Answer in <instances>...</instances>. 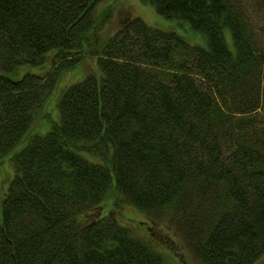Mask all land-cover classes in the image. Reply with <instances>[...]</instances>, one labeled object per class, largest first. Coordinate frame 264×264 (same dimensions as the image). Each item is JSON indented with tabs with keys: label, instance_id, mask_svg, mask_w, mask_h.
Returning <instances> with one entry per match:
<instances>
[{
	"label": "trees",
	"instance_id": "16d2710c",
	"mask_svg": "<svg viewBox=\"0 0 264 264\" xmlns=\"http://www.w3.org/2000/svg\"><path fill=\"white\" fill-rule=\"evenodd\" d=\"M106 2L0 0V264H165L125 207L201 264H264V0H141L199 41L139 16L104 38Z\"/></svg>",
	"mask_w": 264,
	"mask_h": 264
},
{
	"label": "rangeland",
	"instance_id": "374dc122",
	"mask_svg": "<svg viewBox=\"0 0 264 264\" xmlns=\"http://www.w3.org/2000/svg\"><path fill=\"white\" fill-rule=\"evenodd\" d=\"M110 2H106L107 4H111L113 7V12L110 20L101 26L98 30L105 38L107 35L114 33L127 18L132 16L141 17L147 24L158 27L161 29L172 28L176 29L180 34L184 37L192 38L196 41H199V37L194 34H190L188 31L178 28L174 23L163 19L155 12L154 8L148 3H142L141 0H107ZM98 38V37H97ZM94 64V58L90 57L84 61L83 66H79L77 69L70 70L69 72L63 74L57 91L60 90L66 84L71 82H75L80 79L83 74V71H87L90 66ZM49 63L47 62L43 67L40 68L41 72H44ZM57 93V92H56ZM56 94L50 100L51 102L47 106V112L51 117L55 116L54 108V98ZM43 112L41 115L44 114ZM56 119V116H55ZM40 120L37 119V122ZM41 125V124H40ZM41 128L36 127L35 130H39ZM14 167L10 160V155L2 158L0 160V201L4 195V192L8 186V183L13 176ZM108 211L107 205H103V208L99 210H95L91 213L92 218L98 217L100 214ZM120 220L124 224L132 223L134 226L138 227L139 237H141L145 241H150L152 237L155 243L160 246H163V260L165 264H201L199 263L190 250L185 246V243L179 235H176L171 229H168L167 223H159L158 224H150L145 215L133 209L132 207H125L122 210V215H120ZM150 224V225H149Z\"/></svg>",
	"mask_w": 264,
	"mask_h": 264
}]
</instances>
